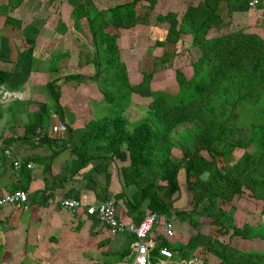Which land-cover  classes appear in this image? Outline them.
Listing matches in <instances>:
<instances>
[{
	"label": "trees",
	"instance_id": "1",
	"mask_svg": "<svg viewBox=\"0 0 264 264\" xmlns=\"http://www.w3.org/2000/svg\"><path fill=\"white\" fill-rule=\"evenodd\" d=\"M8 1L7 5L0 6L3 14L21 5L20 0ZM111 1L116 3L108 11L93 13L94 0H84L72 12L74 30L76 25L80 27L85 22V31L95 47L93 58L87 59L96 68V75L90 78L98 79L102 73L108 72L104 84L100 85L108 105L116 106L121 102V95L133 92L153 95L149 85L155 71L173 65L176 51L170 46H177L185 38L191 39L190 48L198 49L200 57L193 63L191 78L182 70H176L179 92L175 97L164 94L156 100L154 120L146 117L130 129L129 120L124 115L127 104L125 107L119 105L115 115L94 119L77 135H71L74 153L82 159L83 165L99 160L129 162L119 174L124 186L120 196L108 198L105 194L101 200L114 199L118 204L117 199L126 198L138 213L136 223H140L148 212H156L167 221L171 220L173 201L160 194L166 188L159 181L163 179L169 184L166 195L171 197L174 191L179 190V175L185 170L189 179L188 189L195 193L194 207L191 213L177 210L175 215L183 217L197 213L207 218L217 217L214 225L223 229L228 224L237 239L255 238L259 227L248 224L236 227L233 216L237 207L230 203L243 195L244 186L252 191L257 200L264 202V39L245 31L211 36V31L229 27L235 13L255 9L250 6L251 0H203L198 6H190L180 19L172 14L161 19L168 24V30L163 40L156 41V46L164 49V53L156 58L154 71L145 73L144 83L139 86L131 85L128 68L122 61L118 36L108 29H134L140 23L139 18L143 17L138 9L139 3L147 2L154 10L158 0ZM225 2L227 13L224 16L220 8ZM143 8L141 6L140 10ZM6 17L8 24L22 25L21 21L9 15ZM104 64L109 66V71L102 70ZM70 78L88 79L81 75ZM110 78L113 82L107 85ZM144 84L146 90H143ZM184 123L194 128L180 132L178 138L173 139L172 133ZM247 128L251 129V134L245 143L246 149L256 143L257 146L252 152L245 151L233 164L234 152L241 142L233 141L231 137L237 130ZM203 151L210 155V161L201 155ZM220 162L222 166L219 167ZM204 173L209 176L207 180ZM193 176L196 181L191 180ZM217 198L222 199V207L216 206ZM158 238L151 253L152 264L163 260L160 253L163 247H170L174 260L178 262L194 259L201 264H264L257 261L258 253L236 249L217 236H209L206 246L194 238L187 244L177 242L176 245L161 236ZM135 240L136 237H132L129 247L122 250V258L129 256Z\"/></svg>",
	"mask_w": 264,
	"mask_h": 264
},
{
	"label": "crops",
	"instance_id": "2",
	"mask_svg": "<svg viewBox=\"0 0 264 264\" xmlns=\"http://www.w3.org/2000/svg\"><path fill=\"white\" fill-rule=\"evenodd\" d=\"M20 1L19 7L28 6V0ZM8 2L0 0V6ZM15 10L10 9L8 14L0 12V30H12V27L21 30V33H2L0 38V85L5 91L20 96L3 99L0 90V197L23 191L29 199L15 206H0V233L16 242L19 251L14 254L20 256L19 264L25 263L30 255L35 257L30 264H129L133 251L125 258L121 253L129 247L134 235L126 231L114 236L105 225L86 213L88 206L103 202V195L120 196L123 189L118 182V169L128 166L129 162L99 160L83 165L70 140L71 135H77L95 115L97 119L108 116L103 109L99 112L93 109V102L100 103L104 109L108 104L98 86L93 87L97 82L90 78L92 75L88 74L86 81L70 78L75 76L74 69L76 74L77 70H83L81 76H86V70L94 63L80 67L79 59L81 54L90 55L91 51L82 33H60L58 26L56 29L60 32L52 33L48 18H37L35 26L25 25L13 15ZM260 13L258 10L257 19L264 22ZM238 14L249 18L254 12L235 13L233 18ZM6 15L21 21L22 25L11 23L10 26ZM258 20L251 21L257 23ZM89 43L92 46L91 39ZM131 45H135L134 41ZM56 54L63 57L58 65L59 73L50 80L44 79V69L54 62L52 58ZM127 68L131 83L132 67ZM75 80L81 83L75 84ZM46 86L50 89L49 96L45 95L46 90L42 91ZM133 93L130 101H136ZM77 94L84 100H79ZM85 108H91L90 115H86ZM57 123H66L68 131L38 140V132L48 134ZM16 162L20 165L16 166ZM65 198L77 199L84 207L78 212L68 211L61 205ZM119 199V219L136 222L138 213L135 211L134 215L128 210L126 213L123 202L126 204L127 200ZM177 237L170 241L172 245L182 242ZM2 261L0 258V264H6Z\"/></svg>",
	"mask_w": 264,
	"mask_h": 264
},
{
	"label": "rangeland",
	"instance_id": "3",
	"mask_svg": "<svg viewBox=\"0 0 264 264\" xmlns=\"http://www.w3.org/2000/svg\"><path fill=\"white\" fill-rule=\"evenodd\" d=\"M84 0H28V6H21L17 10L12 11L13 15L17 17V19H20L24 22L25 25H33L35 26L36 19L37 18H48L47 25L52 31V33H55L58 28H61V32L57 31L58 33H78L76 31H83L80 32L84 36L86 40V46L89 47L91 54H81V57L78 59L81 61L80 67L82 65L84 66L85 63L89 64L90 62L87 61V59H92L95 52L94 44L90 46L89 38L90 35L87 31V26L84 22V27L82 26V23L80 27L77 25L75 26L76 29L74 30V18L72 16L73 9ZM203 0H158V3L154 10L150 9L149 3L147 2H141L138 5L139 12L143 17H140V23L137 27L134 29L128 30V29H121L118 30L116 28L110 27L108 31L111 32V34H117V42L118 44L123 48V52H121L122 61L126 64V66L132 67L130 70V79L131 84L133 86H139L142 83H144L143 78L145 73H152L154 71V62L157 57L161 56L164 53V49L161 47L156 46V41L163 40L166 36L167 30H168V24L163 22L161 19H163L168 14H172L177 16L179 19L182 18V16L186 13V11L189 9L190 6H198ZM259 5L257 9H250L253 10L254 14L250 16L249 18L244 17L240 14L238 16H235L230 22V26L218 31L213 30L211 31V36L216 35H222V34H228L232 31H245L246 33H255L262 37L264 39V22L263 20H258V10L262 13L264 16V5L262 4V0H259ZM116 2L111 0H94V6L92 7V12L96 13L98 10L102 11H108L109 7H112ZM263 5V6H262ZM144 6L143 10H140V7ZM263 9V11H262ZM145 12V13H144ZM249 12V11H248ZM220 13L224 16L227 13V3H223L220 8ZM260 13V14H261ZM61 15V16H60ZM106 16L109 15V13H105ZM246 16V15H245ZM63 18L62 20L59 18ZM234 17V16H233ZM34 19V20H33ZM250 19V20H249ZM33 20V21H32ZM229 20V19H228ZM251 20H258L257 23H252ZM60 23V26H59ZM12 26V24H10ZM58 26V27H57ZM57 27V29H56ZM55 28V30H54ZM5 30H0V38L2 33H21V30L12 27V30L4 28ZM81 29V30H80ZM84 29V30H83ZM88 39V41H87ZM80 40L83 41V39L80 38ZM134 41V46H130L131 42ZM190 41L191 39L185 38L183 42H180L177 46H170L175 49L176 55L174 57L173 65L170 68H162L154 73L153 80L151 84L149 85L150 89L154 92L153 95L145 96L143 93L134 92L133 95H135L136 101H130L131 95H121V102L116 104V106L108 105V108L104 109L102 108V105L100 103L93 102V109L98 110V112L103 109V112L106 113L108 116L115 115L118 110L120 109L119 105H125L127 104V111L125 113V116L129 120V128L132 129L134 124L136 122H139L140 120H143L144 118L148 117L150 120H154L153 110H154V103L161 95H170V96H176L179 92V83L177 81L176 77V70H182L188 78H191L194 74L193 71V63L200 57V52L198 49H192L190 48ZM88 49V48H87ZM86 49V51H87ZM91 56V58H90ZM63 58V57H62ZM61 55H53L52 60L54 62H51V65H47V67L44 69L45 74L43 75L44 79H52L54 76H56L59 73V63L61 61ZM78 59L75 58L77 61ZM107 64V63H106ZM104 64L102 67L103 71L110 70L109 66ZM29 65H31L29 63ZM79 68V65L76 64V69ZM106 69V70H105ZM80 70V69H79ZM81 71V70H80ZM73 75H81L83 74V70L81 72H78L76 74V70H73ZM79 73V74H78ZM108 73V72H106ZM106 73H102L98 79H93L97 83L96 85L93 84V87L98 86L100 89V85L104 84V79L106 78ZM86 77L89 75H96V68L95 64H90V69L86 70ZM81 78V77H79ZM78 79V78H77ZM76 79V80H77ZM75 84H80V81H76ZM113 80L108 79V83L112 84ZM106 83V82H105ZM83 85H81L82 89ZM148 87V86H147ZM76 88V87H75ZM122 90H125V87H121ZM143 90H146L145 84L143 85ZM78 89V88H77ZM85 89V88H84ZM47 91V96L50 94V89L46 86L43 87L42 91ZM85 90H83L84 92ZM123 92V91H122ZM79 93V92H78ZM117 95V94H115ZM138 95V96H137ZM81 94H77V97L79 100H84V97H81ZM142 98H140V97ZM129 100V101H128ZM173 100V99H172ZM128 101V103H126ZM106 103V102H105ZM107 104V103H106ZM91 108H85L86 115H90ZM97 119L96 115L94 117ZM194 126L188 123L182 124L176 131L172 133V138H178V134L184 130H191ZM251 134V129L247 128L244 130H237L231 139L233 141L241 142L240 147L236 149L234 152V161L233 164H235L238 159L242 156V154L245 151L252 152L255 147L257 146V143L253 146H250L248 149H246L245 143L247 139L249 138ZM261 142V141H259ZM206 158V161H210L211 157L210 155L203 151L201 153ZM182 156V153L180 154V157ZM205 165V163L203 164ZM206 166V165H205ZM219 167L222 166V163L220 162ZM124 168L121 167L118 169V176L120 174L121 169ZM113 172L115 170V166L112 165ZM208 174L204 173V179H208ZM120 178V177H118ZM193 181H196V177L193 176ZM189 181L187 175L185 174V170L180 172L179 175V190L174 191L170 196L166 195V192L168 191L167 187L169 184L163 179H160V185L165 187L166 189L161 190L160 194L164 196L168 201H173V211L177 212V210L180 211H192L194 207V191H190L188 189L187 182ZM120 186L122 185V189L124 188L122 181H119ZM197 190V187H195ZM199 188V187H198ZM123 191V190H122ZM196 192V191H195ZM117 198V195H114V198ZM117 203H119L120 199H117ZM216 206H223L222 199L217 198L215 200ZM235 204L237 207V210L234 213V224L236 227H243V225H253L257 226L256 230V237L251 240H239L235 236H233V230L231 227L226 224L223 229H221L218 225H214V222H217V217H211L207 218L205 216H200L197 213L194 214H186L182 215L183 217H178L173 212V218L172 221L176 223V234L174 238L171 239V241H174L175 237L178 235L177 239L180 238V240L187 244L188 241L191 238H194L195 240L199 241L201 244L206 246L207 240L210 237L217 236L221 241H223L226 244L231 245L232 247L239 249L241 251H244L246 253H258V260L264 263V202L257 200L254 195L252 194V191L244 186L243 188V195L240 197H237L233 203H230V205ZM123 205H125L126 210L125 212L136 214L133 207L126 202V204L123 202ZM229 207V206H228ZM228 207L226 209H228ZM230 208V207H229ZM80 210V209H79ZM128 210V211H127ZM124 212V211H123ZM124 212V213H125ZM191 213V212H190ZM164 218V217H163ZM179 218V219H178ZM166 219L164 218L162 220L163 225L165 223ZM160 230L163 231V226L160 228ZM180 235V236H179ZM213 235V236H212ZM10 236V235H9ZM159 238H157V242ZM180 243V241H179ZM0 246L2 248V252L0 254L2 262H5L6 264H19L20 263V256H16L14 252H18L19 249L17 248L16 242L12 241V239L9 237L7 238L6 235L0 233ZM30 250V249H29ZM24 251V249H23ZM263 255V256H262ZM39 258V256H36ZM35 257L30 255L28 259H26L25 263L23 264H30L31 260H34ZM215 262H211L210 264H214ZM41 264V263H40ZM43 264H46L45 262Z\"/></svg>",
	"mask_w": 264,
	"mask_h": 264
},
{
	"label": "built area",
	"instance_id": "4",
	"mask_svg": "<svg viewBox=\"0 0 264 264\" xmlns=\"http://www.w3.org/2000/svg\"><path fill=\"white\" fill-rule=\"evenodd\" d=\"M259 0H251L250 6L256 8L259 5ZM1 61V58H0ZM0 90L3 95V99H7L9 96H15L20 98V96L11 94L3 89L0 85ZM68 131V125L66 123L54 124L49 133L40 131L38 132V140L45 137H55L61 133ZM16 166L20 163L16 162ZM29 168L32 164L28 165ZM28 194L23 191H17L11 194L4 195L0 197V206L6 205H18L21 203L28 202ZM61 205L64 209L71 212H78L79 209L84 207L83 203L74 198H65ZM86 213L89 217L95 218L101 224L105 225L112 235H118L123 232H128L136 237L135 242L132 244V261L129 264H152L151 253L156 247L157 238L161 236L167 241H171L176 234L175 222L171 220H166L164 225L162 220L156 212H148L140 223L131 221L126 223L119 219L118 217V206L114 199L108 200L106 202H100L97 205H91L86 208ZM163 226V231L158 229ZM163 260H160L158 264H196L197 260H182L180 262L174 260V252L168 248L163 247L160 250ZM197 264H201L198 260Z\"/></svg>",
	"mask_w": 264,
	"mask_h": 264
},
{
	"label": "bare ground",
	"instance_id": "5",
	"mask_svg": "<svg viewBox=\"0 0 264 264\" xmlns=\"http://www.w3.org/2000/svg\"><path fill=\"white\" fill-rule=\"evenodd\" d=\"M170 248V247H169ZM171 249V248H170ZM160 254V253H159ZM190 258V257H189Z\"/></svg>",
	"mask_w": 264,
	"mask_h": 264
}]
</instances>
